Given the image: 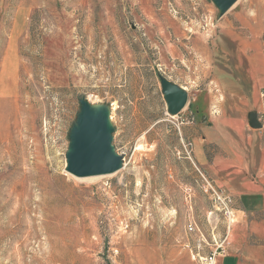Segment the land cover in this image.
<instances>
[{"label": "rangeland", "instance_id": "rangeland-1", "mask_svg": "<svg viewBox=\"0 0 264 264\" xmlns=\"http://www.w3.org/2000/svg\"><path fill=\"white\" fill-rule=\"evenodd\" d=\"M218 15L212 0H0V264H198L201 235L206 253L228 235L185 135L222 116L226 82L264 81V0ZM161 76L189 91L178 115ZM83 98L110 107L124 159L114 174L66 170ZM245 230L242 264L264 261V223Z\"/></svg>", "mask_w": 264, "mask_h": 264}, {"label": "crops", "instance_id": "crops-1", "mask_svg": "<svg viewBox=\"0 0 264 264\" xmlns=\"http://www.w3.org/2000/svg\"><path fill=\"white\" fill-rule=\"evenodd\" d=\"M227 55L224 51L220 64L230 61ZM238 58L237 62H244ZM222 72L229 75L224 67ZM250 74L246 75L248 79H231L225 83L227 102L221 117L213 119L207 113L192 125V132L185 135L193 145L196 159L208 167L214 184L224 189L235 202L228 233L229 251L218 259L217 264H242V256L251 261L253 256L249 246L252 238L245 228L248 221L251 224L264 223L255 218V214L264 217V84L261 83L264 81L258 82L257 76ZM196 100L207 107L203 93ZM193 109L192 105L191 114H195ZM255 115L261 127L252 126L251 120ZM207 144L219 149L211 160L206 151ZM241 230L244 236L239 244L241 239L236 236ZM252 262L259 264L264 261L255 259Z\"/></svg>", "mask_w": 264, "mask_h": 264}, {"label": "water", "instance_id": "water-1", "mask_svg": "<svg viewBox=\"0 0 264 264\" xmlns=\"http://www.w3.org/2000/svg\"><path fill=\"white\" fill-rule=\"evenodd\" d=\"M221 18L238 0H212ZM161 85L168 111L180 114L188 104L187 88L161 76ZM80 111L71 127L70 145L67 151L66 170L77 177L111 175L124 166L123 156L118 154L114 140V126L108 105H94L87 99L80 100ZM253 127H261L255 115Z\"/></svg>", "mask_w": 264, "mask_h": 264}, {"label": "built area", "instance_id": "built-area-1", "mask_svg": "<svg viewBox=\"0 0 264 264\" xmlns=\"http://www.w3.org/2000/svg\"><path fill=\"white\" fill-rule=\"evenodd\" d=\"M195 119L192 117L187 123H194ZM211 189L216 193L218 199L221 201L222 210L227 220L230 222L234 216L235 202L231 195H229L224 189L218 188L214 183H210ZM190 231H195L196 226L189 225ZM228 235L223 236L219 240H216L212 244V248L209 252H204L207 244L206 238L201 235L198 239L197 249L195 251V258L198 264H217L220 257H225L229 251Z\"/></svg>", "mask_w": 264, "mask_h": 264}, {"label": "trees", "instance_id": "trees-1", "mask_svg": "<svg viewBox=\"0 0 264 264\" xmlns=\"http://www.w3.org/2000/svg\"><path fill=\"white\" fill-rule=\"evenodd\" d=\"M190 108H192V105H191V107Z\"/></svg>", "mask_w": 264, "mask_h": 264}]
</instances>
